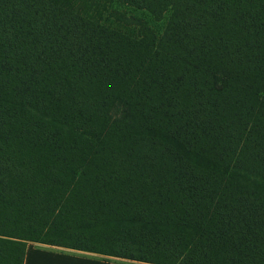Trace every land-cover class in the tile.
<instances>
[{"label":"trees","instance_id":"obj_1","mask_svg":"<svg viewBox=\"0 0 264 264\" xmlns=\"http://www.w3.org/2000/svg\"><path fill=\"white\" fill-rule=\"evenodd\" d=\"M26 243L264 264V0H0V264Z\"/></svg>","mask_w":264,"mask_h":264},{"label":"crops","instance_id":"obj_2","mask_svg":"<svg viewBox=\"0 0 264 264\" xmlns=\"http://www.w3.org/2000/svg\"><path fill=\"white\" fill-rule=\"evenodd\" d=\"M22 264H149L88 251L26 243Z\"/></svg>","mask_w":264,"mask_h":264},{"label":"rangeland","instance_id":"obj_3","mask_svg":"<svg viewBox=\"0 0 264 264\" xmlns=\"http://www.w3.org/2000/svg\"><path fill=\"white\" fill-rule=\"evenodd\" d=\"M114 5H116L114 8H116L118 11H120L121 13H123L124 14L123 16H125V17L135 16V17H138V18L139 17L140 18H143V20L146 21L147 24L149 26H151L156 31V33L158 35H161L162 34V32H163V30L165 28L167 19H168L169 14H170V12H167L164 15V17L162 18V20H160L158 22H155L153 20V18L147 12L136 11V10H133L131 8L123 7V6L117 5V4H114ZM123 24H124V22H123ZM111 25L116 26V27H118V26L121 27L122 26V24H118L116 22H115V24H113L111 22ZM120 27H118V28H120Z\"/></svg>","mask_w":264,"mask_h":264}]
</instances>
